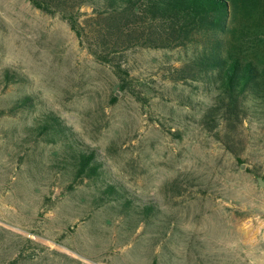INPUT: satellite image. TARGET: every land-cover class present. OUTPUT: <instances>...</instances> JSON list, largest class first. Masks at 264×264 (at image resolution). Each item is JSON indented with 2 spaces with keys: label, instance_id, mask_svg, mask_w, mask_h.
<instances>
[{
  "label": "rangeland",
  "instance_id": "rangeland-1",
  "mask_svg": "<svg viewBox=\"0 0 264 264\" xmlns=\"http://www.w3.org/2000/svg\"><path fill=\"white\" fill-rule=\"evenodd\" d=\"M203 41L126 50L122 84L61 14L0 0V109L26 100L0 116V264H264V101L228 120L210 76L176 80ZM47 114L66 140L33 130ZM80 148L98 176L70 189Z\"/></svg>",
  "mask_w": 264,
  "mask_h": 264
},
{
  "label": "trees",
  "instance_id": "trees-1",
  "mask_svg": "<svg viewBox=\"0 0 264 264\" xmlns=\"http://www.w3.org/2000/svg\"><path fill=\"white\" fill-rule=\"evenodd\" d=\"M263 0H29L37 9L48 14H61L87 50L97 60L112 66L122 84L127 71L116 61L121 53L131 48H172L194 42L204 36L199 55L188 65L176 69L179 78L210 76L218 84L219 103L213 107L230 120L247 101H264V60L244 53L246 33L252 29L255 41L264 40L263 23L257 22ZM91 6V17L83 25L80 9ZM257 22L256 25H252ZM220 33L231 36L219 38ZM239 33V39L235 35ZM212 37L211 40L209 38ZM264 59V57H263ZM9 82L10 74L5 75ZM26 100L14 102L9 111L0 109V116L12 115L25 105ZM212 109L208 110L211 113ZM210 115V114H209ZM208 118V115H207ZM211 119V116H209ZM39 135L62 136L65 127L59 118L47 114L35 124ZM75 169L69 188L73 189L98 176L100 164L94 150L74 152ZM113 186L102 192V198L116 194ZM126 202V201H125ZM151 206L142 213L148 216Z\"/></svg>",
  "mask_w": 264,
  "mask_h": 264
},
{
  "label": "water",
  "instance_id": "water-1",
  "mask_svg": "<svg viewBox=\"0 0 264 264\" xmlns=\"http://www.w3.org/2000/svg\"><path fill=\"white\" fill-rule=\"evenodd\" d=\"M258 184L260 187H263L264 186V180L258 179Z\"/></svg>",
  "mask_w": 264,
  "mask_h": 264
}]
</instances>
